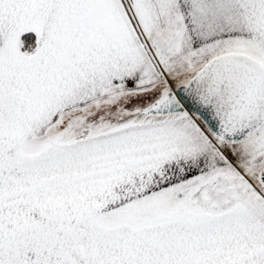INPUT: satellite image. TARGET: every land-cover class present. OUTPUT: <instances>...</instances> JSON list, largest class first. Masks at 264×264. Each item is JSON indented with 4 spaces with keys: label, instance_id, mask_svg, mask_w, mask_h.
I'll use <instances>...</instances> for the list:
<instances>
[{
    "label": "snow or ice",
    "instance_id": "6c2138e0",
    "mask_svg": "<svg viewBox=\"0 0 264 264\" xmlns=\"http://www.w3.org/2000/svg\"><path fill=\"white\" fill-rule=\"evenodd\" d=\"M0 264H264V0H0Z\"/></svg>",
    "mask_w": 264,
    "mask_h": 264
}]
</instances>
